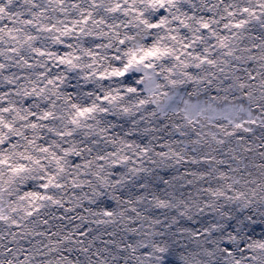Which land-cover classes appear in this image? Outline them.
<instances>
[{"label": "snow or ice", "instance_id": "snow-or-ice-1", "mask_svg": "<svg viewBox=\"0 0 264 264\" xmlns=\"http://www.w3.org/2000/svg\"><path fill=\"white\" fill-rule=\"evenodd\" d=\"M0 264H264V0H0Z\"/></svg>", "mask_w": 264, "mask_h": 264}]
</instances>
